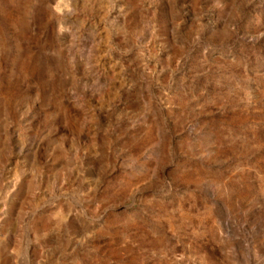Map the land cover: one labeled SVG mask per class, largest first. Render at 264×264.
Here are the masks:
<instances>
[{"label":"rangeland","instance_id":"1","mask_svg":"<svg viewBox=\"0 0 264 264\" xmlns=\"http://www.w3.org/2000/svg\"><path fill=\"white\" fill-rule=\"evenodd\" d=\"M0 264H264V0H0Z\"/></svg>","mask_w":264,"mask_h":264}]
</instances>
